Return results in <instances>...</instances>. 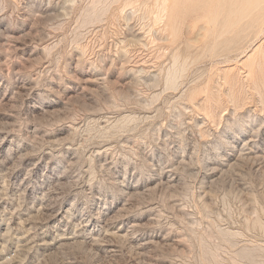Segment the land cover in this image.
<instances>
[{
	"label": "rangeland",
	"instance_id": "rangeland-1",
	"mask_svg": "<svg viewBox=\"0 0 264 264\" xmlns=\"http://www.w3.org/2000/svg\"><path fill=\"white\" fill-rule=\"evenodd\" d=\"M156 1L0 0V264H264V17Z\"/></svg>",
	"mask_w": 264,
	"mask_h": 264
},
{
	"label": "bare ground",
	"instance_id": "bare-ground-1",
	"mask_svg": "<svg viewBox=\"0 0 264 264\" xmlns=\"http://www.w3.org/2000/svg\"><path fill=\"white\" fill-rule=\"evenodd\" d=\"M156 1V0H155ZM168 1V0H167ZM167 1L166 0H162L161 2H165V3H167ZM170 1V0H169ZM173 1H175V0H173ZM220 1V0H219ZM126 2H130V0H126ZM157 3H159V1L157 0L156 1ZM160 2V3H161ZM180 2V1H179ZM221 2V4H218V5H220V6H222V7H224V9L223 10H221L222 12L220 13V14H218V16L217 17H215L214 19H212V21H223V23H224V25H226V26H229V27H235V26H237L239 23H242L243 24V30H245V29H252V28H255L256 26H257V24H258V22L261 20V18L262 17H264L263 16V11H264V0H229V1H226L225 0V2L223 1V0H221L220 1ZM131 3H132V1H131ZM131 3H127L128 5L129 4H131ZM157 3H156V5H157ZM164 3V4H165ZM173 3V2H172ZM126 4V5H127ZM176 4V3H175ZM178 4V3H177ZM176 4V5H177ZM123 5H124V3H123ZM155 5V4H154ZM159 5V4H158ZM167 5V4H166ZM166 5H164V6H162V7H164V9L165 10H163V9H161L160 7H159V10L161 9V11L160 12H162V11H164V15H166L167 13V11H168V8H167V11H166ZM171 5V4H170ZM160 6H161V4H160ZM168 6V5H167ZM174 5H172L171 7L174 9L175 8V6L173 7ZM179 6V5H178ZM150 7V6H149ZM156 7H158V6H156ZM123 9V8H122ZM146 9V8H145ZM151 9V8H150ZM123 10H125V8L123 9ZM169 10H171L170 8H169ZM217 10V9H216ZM219 10H220V8H219ZM166 11V12H165ZM122 12V11H121ZM151 12V11H150ZM159 12V13H160ZM173 12V11H172ZM178 12V11H177ZM177 12H175L174 14H177ZM217 12V11H216ZM219 12V11H218ZM158 13V12H157ZM169 13V12H168ZM100 14V13H99ZM163 14V13H162ZM161 14V15H162ZM171 13H169V15H170ZM101 15V14H100ZM120 15H121V13H120ZM160 15V14H159ZM159 15H158V18H157V16H156V19H159L160 17H159ZM164 15H162L163 17H164ZM169 15H167L166 17V19H168V17H170ZM210 15V14H209ZM208 15V16H209ZM102 16V15H101ZM174 16V15H173ZM211 16V15H210ZM214 16V15H213ZM122 17V16H121ZM177 18H178V16H176ZM98 18V17H97ZM143 18V17H142ZM177 18H175V19H177ZM211 18V17H210ZM93 19V18H92ZM162 19V18H161ZM170 20H171V18H169ZM175 19H173V20H175ZM96 20V19H95ZM116 20V19H115ZM155 20V19H154ZM211 20V19H210ZM156 22H157V20H156ZM171 23V21H168L167 22V24H166V27H167V25H168V23ZM175 22V21H174ZM179 23V22H178ZM219 23V22H218ZM171 24H173V22L171 23ZM189 24V23H188ZM173 25H175V24H173ZM218 26V25H217ZM157 27V26H156ZM174 27V26H173ZM172 27V28H173ZM168 28H170V26L168 27ZM179 30V29H178ZM177 30V31H178ZM242 30V29H241ZM170 31V30H169ZM172 31V30H171ZM170 31V32H171ZM173 31H174V29H173ZM172 31V32H173ZM177 31H175V32H177ZM201 31V30H200ZM220 32V31H219ZM250 32H252V31H250ZM175 33H172V35H174ZM176 36V35H175ZM198 37V36H197ZM196 39V38H195ZM166 40V39H165ZM85 49V48H84ZM84 49H81V50H83V51H85ZM247 52V51H246ZM245 52V53H246ZM83 54V53H82ZM160 56V55H159ZM85 59V58H84ZM158 59V58H157ZM244 59H245V61H243L244 62V65L243 66H245V68L247 67L249 70V73L251 74V75H253V73L254 74H257V73H255V71H257L258 70V73H259V71H260V73L262 72L261 71V69L263 68L262 67V65L264 64V39L263 40H260V41H258V42H256V43H254L253 44V48H252V50L251 51H249L248 53H247V55L244 57ZM178 60V59H177ZM157 61V60H156ZM176 62V61H175ZM173 63H174V61H173ZM137 65V64H136ZM185 66V65H184ZM173 67H174V65H173ZM235 67V66H234ZM181 69V68H180ZM182 70V69H181ZM175 71V70H174ZM248 71H247V73H248ZM263 71H264V69H263ZM139 72H141V71H139ZM138 72V73H139ZM177 72V71H176ZM137 73V74H138ZM136 74V75H137ZM174 74V73H173ZM181 74H182V72H181ZM139 75V74H138ZM176 75H177V73H176ZM230 75V74H229ZM257 75H259V74H257ZM248 76H249V74H248ZM256 76V75H255ZM261 77H259V78H263L264 76H262V73H261V75H260ZM168 77V76H167ZM176 76L175 75H172V76H170V78H169V82H168V84H169V86L168 87H172L173 89L176 87L175 86V84H176V78H175ZM180 77V76H179ZM256 77H258V76H256ZM255 77V78H256ZM250 78V77H249ZM264 79V78H263ZM253 80V79H252ZM257 80V79H256ZM259 80H261V79H259ZM232 81V80H231ZM254 81V80H253ZM241 82V81H240ZM258 82V81H257ZM256 81H254V84L252 83V86L254 85V86H257V84H259V83H262V82H258L257 83ZM175 86V87H174ZM251 86V87H252ZM261 86L263 87L264 85H263V83L261 84ZM261 86H259L258 85V87H260L259 88V90H261ZM254 88V87H253ZM177 89V88H176ZM255 89V88H254ZM253 89V90H254ZM257 89V88H256ZM258 90V89H257ZM263 92V91H262ZM231 93H233L234 94V92H232L231 91ZM214 94V93H213ZM232 94V95H233ZM259 94V93H258ZM261 94H263V93H261ZM261 94H260V96H261ZM192 96V95H191ZM221 96V95H220ZM264 96V95H263ZM263 96H261L263 99H264V97ZM261 98V99H262ZM236 100H238L237 98H235ZM37 101V100H36ZM232 101V100H231ZM262 101H264V100H262ZM239 102V101H238ZM236 104H238L237 102H236ZM262 105V104H261ZM242 108V107H241ZM45 111V110H44ZM258 219V218H257ZM258 221V220H257ZM256 221V222H257ZM262 222V221H261ZM258 224V223H257ZM254 226V225H253ZM262 227V226H261ZM254 229V228H253ZM256 229V228H255ZM262 229H263V227H262ZM261 230V229H260ZM264 231V230H263ZM229 234L228 235H230L231 237L233 236V235H237V234H239V233H235V232H229V231H227ZM222 234V233H221ZM227 235V234H226ZM227 235V236H228ZM225 239V238H224ZM229 239V238H228ZM206 247V246H205ZM257 247H258V245H257ZM243 250V249H242ZM109 251V250H108ZM245 251H247V250H245ZM244 252V251H243ZM108 254V253H107ZM247 254V253H246ZM246 254H245V252L243 253V257L245 258V256H246ZM249 254H251L250 252H249ZM212 254L210 253V255L209 256H211ZM239 255H240V253H239ZM247 256H249L248 254H247ZM247 258V257H246Z\"/></svg>",
	"mask_w": 264,
	"mask_h": 264
}]
</instances>
